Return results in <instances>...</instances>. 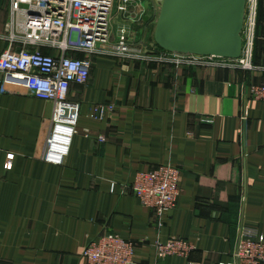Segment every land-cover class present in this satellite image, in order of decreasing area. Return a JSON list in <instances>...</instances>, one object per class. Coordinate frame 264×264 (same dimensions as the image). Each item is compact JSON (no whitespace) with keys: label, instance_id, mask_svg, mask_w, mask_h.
<instances>
[{"label":"crops","instance_id":"0c3cea01","mask_svg":"<svg viewBox=\"0 0 264 264\" xmlns=\"http://www.w3.org/2000/svg\"><path fill=\"white\" fill-rule=\"evenodd\" d=\"M121 5L116 0L113 42L125 32L134 46L157 48L158 1L138 0L125 12ZM6 7L2 50L11 46V9L0 0V12ZM262 39L264 0L260 49ZM257 54L259 68L247 71L72 52L93 66L87 85L69 91L81 112L61 166L42 160L53 104L0 92V264H88L84 249L106 234L140 243L139 264H228L242 227L264 236V102L251 96L253 86H264L259 46ZM111 104L115 111L103 120L91 117ZM165 165L181 170V193L158 227L156 213L123 189ZM170 240L194 250L158 259L154 244Z\"/></svg>","mask_w":264,"mask_h":264},{"label":"built area","instance_id":"2783aa9c","mask_svg":"<svg viewBox=\"0 0 264 264\" xmlns=\"http://www.w3.org/2000/svg\"><path fill=\"white\" fill-rule=\"evenodd\" d=\"M137 1L122 0L119 10L125 12ZM115 3L116 0H10L11 19L7 33L11 46L0 49V92L29 95L53 104L42 156L46 163L63 165L78 134L81 106L69 101V91L72 85H87L93 62L72 57V52L104 54L124 61L171 63L178 68L256 69L254 59L261 0H247L243 54L238 60L173 54L146 43L136 47L125 32L113 42ZM45 48L56 50V54H45ZM251 96L264 102V86H253ZM114 111L115 105H98L91 117L103 120ZM203 121L212 123L213 119L208 117ZM97 140L105 141L101 137ZM180 181L181 170L165 165L139 173L123 192H131L142 206L156 213L158 227H162L163 216L177 205ZM139 244L106 234L89 243L82 256L88 264H139L136 260ZM154 248L158 259L189 257L194 250L185 240L158 241ZM228 264H264V236L242 227Z\"/></svg>","mask_w":264,"mask_h":264},{"label":"water","instance_id":"95a60500","mask_svg":"<svg viewBox=\"0 0 264 264\" xmlns=\"http://www.w3.org/2000/svg\"><path fill=\"white\" fill-rule=\"evenodd\" d=\"M246 5L247 0H161L155 44L173 54L238 60Z\"/></svg>","mask_w":264,"mask_h":264},{"label":"rangeland","instance_id":"374dc122","mask_svg":"<svg viewBox=\"0 0 264 264\" xmlns=\"http://www.w3.org/2000/svg\"><path fill=\"white\" fill-rule=\"evenodd\" d=\"M8 7H6L2 12H0V19H1V17H7V15H8ZM3 26V25H2ZM262 40H264V39H262ZM258 46H259V53L261 54H263L264 53V42H263V44L261 45V49H260V45L258 44ZM255 51H256V47H255ZM263 58H264V54H263ZM254 64H255V59H254ZM264 64V63H263ZM255 67L256 68H259V67H257V65L255 64ZM261 69H264V66H262V68Z\"/></svg>","mask_w":264,"mask_h":264},{"label":"trees","instance_id":"16d2710c","mask_svg":"<svg viewBox=\"0 0 264 264\" xmlns=\"http://www.w3.org/2000/svg\"><path fill=\"white\" fill-rule=\"evenodd\" d=\"M262 1V0H261ZM260 9H261V4H260ZM259 26H260V12H259ZM259 29V28H258ZM258 40H257V43H256V51H255V64L257 63V52H258ZM156 47L159 49V50H162V49H160L157 45H156Z\"/></svg>","mask_w":264,"mask_h":264}]
</instances>
